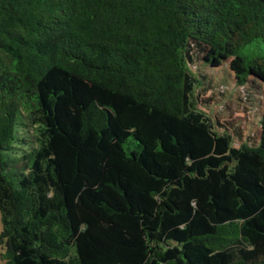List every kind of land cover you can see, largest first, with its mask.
<instances>
[{"label":"trees","instance_id":"16d2710c","mask_svg":"<svg viewBox=\"0 0 264 264\" xmlns=\"http://www.w3.org/2000/svg\"><path fill=\"white\" fill-rule=\"evenodd\" d=\"M228 60L238 147L191 69ZM0 217L3 264H264V0H0Z\"/></svg>","mask_w":264,"mask_h":264},{"label":"rangeland","instance_id":"374dc122","mask_svg":"<svg viewBox=\"0 0 264 264\" xmlns=\"http://www.w3.org/2000/svg\"><path fill=\"white\" fill-rule=\"evenodd\" d=\"M225 65L203 67L196 62L191 69L202 79L196 88L197 107L214 123L218 132L228 133L235 147L244 141H256L260 116L257 90L249 82L237 86L235 77ZM207 85H209L207 87ZM0 217V231H1ZM0 264H3L0 259Z\"/></svg>","mask_w":264,"mask_h":264}]
</instances>
